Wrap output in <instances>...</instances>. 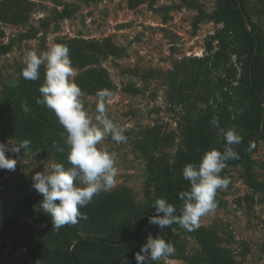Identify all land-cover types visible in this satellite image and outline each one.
I'll return each instance as SVG.
<instances>
[{
    "label": "trees",
    "instance_id": "obj_1",
    "mask_svg": "<svg viewBox=\"0 0 264 264\" xmlns=\"http://www.w3.org/2000/svg\"><path fill=\"white\" fill-rule=\"evenodd\" d=\"M8 1L0 0V21H21V13L11 12ZM137 1L130 0V5ZM247 1L216 0L214 9L206 13L198 0H183L186 6L197 10L194 29L205 18L221 27L213 38L216 48L207 41L204 55L187 56L172 69L158 71L167 84L168 102L179 106L183 115L177 123L180 133L177 142L174 133L161 134L156 127L144 129L133 142L148 171L144 202L137 204L129 188L120 186L101 193L81 208L86 220L80 219L77 224L56 231L52 229L50 215L40 207L43 197L31 187L30 177H18L8 205L17 213L38 214L49 243L0 208V255L26 248L41 264H137L135 254L151 234L174 245L171 258L190 264H240L233 251L223 246L222 237L213 225H199L194 231H187L174 224L161 230L149 223V217L156 214L152 203L158 198H166L179 214L182 205L179 193L190 188V182L183 178V168L198 163L207 150H224L226 141L212 123L213 118L219 119L220 127L234 128L242 136V143L233 145L239 159H230L227 165L243 166L245 184L252 191L264 193V182L256 179L253 172L252 158L256 145L264 143V23L260 22L264 17V0H254L252 7ZM58 43L69 49L72 67L80 69L74 82L83 93L96 95L98 90L111 89L108 71L100 62L108 56L120 57L123 50L110 37H64ZM137 71L134 70L135 74ZM153 71L140 73L147 79ZM43 81L42 71L35 81L26 80L22 74L8 79L0 96V133L17 143L28 139L30 145L22 150L50 152L58 163L67 166L68 147L62 136L66 133L51 110L36 104ZM25 102L27 112L22 108ZM173 145L176 148L171 156L165 150ZM215 199L222 203L219 197ZM183 235L193 237L198 249L188 252ZM156 264L165 263L161 259Z\"/></svg>",
    "mask_w": 264,
    "mask_h": 264
},
{
    "label": "rangeland",
    "instance_id": "obj_2",
    "mask_svg": "<svg viewBox=\"0 0 264 264\" xmlns=\"http://www.w3.org/2000/svg\"><path fill=\"white\" fill-rule=\"evenodd\" d=\"M215 1L198 0V3L210 13ZM247 2L251 7L254 4V0ZM8 4L11 12L21 13L22 20L0 21V96L8 79L22 74V61L27 52L39 54L58 43L60 38L110 37L123 50L120 57L108 56L100 64L107 69L113 84L109 90L112 95L105 101L107 114L126 129L127 142L117 144L108 137L98 147L116 153L119 172L115 188L128 187L135 202L142 204L148 171L133 142L150 127L160 129L161 134L174 133L177 142L180 137L177 123L183 115L179 106L168 102L167 84L158 71L172 69L177 61L187 56L204 55L207 41L216 48L213 38L221 24L205 18L194 29L197 10L186 6L183 0H138L134 6L130 5V0H9ZM252 18L258 21L256 15ZM260 22L264 23V17ZM73 69L75 74L80 71L76 67ZM148 69L157 72L153 71L144 79L140 72ZM40 71L44 72L43 66ZM83 94L85 110L94 119L97 96ZM10 139L0 133V143H7ZM175 148L173 145L165 151L172 156ZM6 155L16 159L17 164L15 171L0 169V208L16 222L26 224L43 242L49 243L40 216L34 212H15L8 205V199L18 177H31L36 171H47L51 163L58 161L46 151L21 149L18 154ZM252 158L255 177L264 182L262 141L256 145ZM243 171L240 164L227 167L223 177L230 182L227 188L216 192L222 203H217L214 212L202 217L199 225H213L222 237L223 246L233 251L240 264H264V193L252 191L245 184ZM182 240L188 252L198 249L193 237L183 235ZM162 260L165 264H190L169 256ZM0 263L41 264L26 248L10 255H0Z\"/></svg>",
    "mask_w": 264,
    "mask_h": 264
},
{
    "label": "clouds",
    "instance_id": "obj_3",
    "mask_svg": "<svg viewBox=\"0 0 264 264\" xmlns=\"http://www.w3.org/2000/svg\"><path fill=\"white\" fill-rule=\"evenodd\" d=\"M22 76L26 80H38L41 66L44 68V81L39 87L41 97L36 104L51 110L64 129L62 133L68 147L67 166L51 163L47 171H36L31 175V187L43 199L40 207L50 215L52 229L59 231L65 225H75L87 215L80 211L103 192L117 186V156L100 145L106 138L126 143V129L109 118L105 101L112 93L108 89L98 90L96 115L93 119L85 110L83 92L74 82L75 71L69 55V49L60 43L52 44L47 50L37 54L29 51L23 57ZM29 111L26 102L22 104ZM218 133L226 141L224 150L215 148L205 151L198 163H189L183 170V178L190 182V188L179 193L182 205L177 208L166 198H158L152 203L155 215L149 217V223L161 230L179 225L187 231H194L202 217L211 214L217 207L215 199L219 189L227 188L229 179L222 177V171L230 159H239L233 145L242 143V136L234 128L219 126V119L212 121ZM30 140L17 143L10 139L0 143V169L15 171L17 160L6 153H20L27 149ZM175 253V247L160 236H147V241L135 254L137 264H156L162 258Z\"/></svg>",
    "mask_w": 264,
    "mask_h": 264
}]
</instances>
